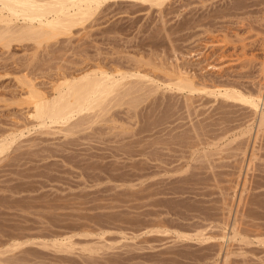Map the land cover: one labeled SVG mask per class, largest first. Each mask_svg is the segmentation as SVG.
<instances>
[{
  "label": "rangeland",
  "instance_id": "rangeland-1",
  "mask_svg": "<svg viewBox=\"0 0 264 264\" xmlns=\"http://www.w3.org/2000/svg\"><path fill=\"white\" fill-rule=\"evenodd\" d=\"M71 34L0 46V264H264V124L218 94L264 96V0H108ZM99 70L150 80L81 127L19 99Z\"/></svg>",
  "mask_w": 264,
  "mask_h": 264
},
{
  "label": "bare ground",
  "instance_id": "bare-ground-1",
  "mask_svg": "<svg viewBox=\"0 0 264 264\" xmlns=\"http://www.w3.org/2000/svg\"><path fill=\"white\" fill-rule=\"evenodd\" d=\"M107 1L0 0V46L8 47L13 42L30 41L37 48L40 46L42 48L45 44L48 45V43L54 42L61 36L72 35V30L75 27H83ZM128 1L147 4L150 8H161L168 0ZM171 73L166 74L169 81L168 87L171 90L188 93L198 90L190 76L179 71L174 74ZM23 78L22 84L23 86L25 85V91L23 90V95L19 99L23 101L25 106L26 104L28 105L30 118L35 120L38 126L42 127L49 124L68 125L75 118H79L78 120L81 121L72 123L70 125L71 128L78 127L80 124L86 123L85 121L92 123L91 120L94 122L99 119L106 114L111 105L121 102L124 97L130 94L131 84L150 80L139 72L123 74L117 71L112 74L99 70L79 76H63L57 85L54 86V92H52L51 96H48L36 88L31 80H28L25 76ZM131 79L134 80L132 81ZM218 94L227 100L236 101L247 106L255 114L259 113V126L264 124V96L260 90L254 94L243 93L235 89H225L222 92L218 91ZM129 101L131 105H134L138 102V99H129ZM18 102L20 105L22 104L20 100ZM14 141L15 137L1 139L0 155L8 151ZM225 238H228L226 233L221 236L222 240ZM64 241H54L52 245H54V248L57 246V248H67L65 250H69L68 248L73 249L71 242L64 243ZM10 246L12 249H18L21 244L14 243L13 247L12 245ZM84 250L88 251V253L94 251L86 247ZM2 252H0L1 255L5 253V251Z\"/></svg>",
  "mask_w": 264,
  "mask_h": 264
}]
</instances>
